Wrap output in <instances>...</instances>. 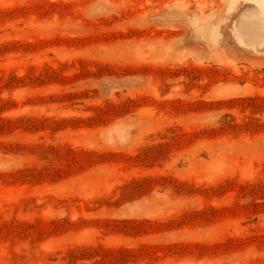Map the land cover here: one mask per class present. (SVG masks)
<instances>
[{
    "label": "rangeland",
    "instance_id": "rangeland-1",
    "mask_svg": "<svg viewBox=\"0 0 264 264\" xmlns=\"http://www.w3.org/2000/svg\"><path fill=\"white\" fill-rule=\"evenodd\" d=\"M0 264H264V0H0Z\"/></svg>",
    "mask_w": 264,
    "mask_h": 264
},
{
    "label": "bare ground",
    "instance_id": "bare-ground-1",
    "mask_svg": "<svg viewBox=\"0 0 264 264\" xmlns=\"http://www.w3.org/2000/svg\"><path fill=\"white\" fill-rule=\"evenodd\" d=\"M180 263H182V262H180Z\"/></svg>",
    "mask_w": 264,
    "mask_h": 264
}]
</instances>
